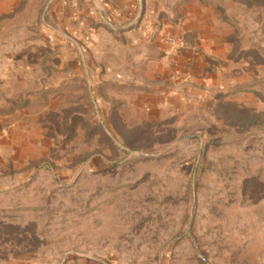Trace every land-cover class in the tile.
I'll list each match as a JSON object with an SVG mask.
<instances>
[{"label": "rangeland", "instance_id": "obj_1", "mask_svg": "<svg viewBox=\"0 0 264 264\" xmlns=\"http://www.w3.org/2000/svg\"><path fill=\"white\" fill-rule=\"evenodd\" d=\"M191 1L0 0V264H264V0H194L210 53L160 86L83 79L79 22L123 10L153 50Z\"/></svg>", "mask_w": 264, "mask_h": 264}, {"label": "crops", "instance_id": "obj_2", "mask_svg": "<svg viewBox=\"0 0 264 264\" xmlns=\"http://www.w3.org/2000/svg\"><path fill=\"white\" fill-rule=\"evenodd\" d=\"M129 2L130 0H127V5L130 4ZM193 3L194 0L190 3L192 8L187 10L185 20L176 27L177 29H167L165 33L161 32L156 36L153 50L148 45L146 20L140 22L139 28H132L131 15L124 13L123 10L106 6L104 8L106 12L103 15L92 16L97 23H103L108 29L104 26L90 29L89 21L86 25L79 22L77 28L80 31L75 32L76 38L85 44L90 54H88V59L91 64L88 69L87 67L83 69L85 77L81 78L92 85L98 96L103 93L105 95L106 92L110 95V91L120 85L131 87L150 82L152 86H160L161 84L151 83V80H160L172 71L186 74L189 69H185V64L196 65L205 59L202 58L205 54L210 53L205 39L213 36L212 25L208 19L210 10L197 2ZM170 33L183 39L180 49L164 41L166 39L164 37L171 36ZM159 52L164 53L161 60H151L149 55L157 56ZM199 54L202 56L199 57ZM62 59H64L62 67L64 70L81 71V66L74 61V57L67 48ZM178 96L162 95V104H170L172 98H178Z\"/></svg>", "mask_w": 264, "mask_h": 264}, {"label": "trees", "instance_id": "obj_3", "mask_svg": "<svg viewBox=\"0 0 264 264\" xmlns=\"http://www.w3.org/2000/svg\"><path fill=\"white\" fill-rule=\"evenodd\" d=\"M132 87V86H131ZM9 111H11V110H8V111H2V110H0V114H7V113H10Z\"/></svg>", "mask_w": 264, "mask_h": 264}]
</instances>
